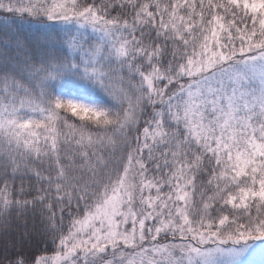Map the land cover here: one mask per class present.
I'll list each match as a JSON object with an SVG mask.
<instances>
[{"label":"snow or ice","instance_id":"snow-or-ice-1","mask_svg":"<svg viewBox=\"0 0 264 264\" xmlns=\"http://www.w3.org/2000/svg\"><path fill=\"white\" fill-rule=\"evenodd\" d=\"M0 264H264V0H0Z\"/></svg>","mask_w":264,"mask_h":264},{"label":"trees","instance_id":"trees-1","mask_svg":"<svg viewBox=\"0 0 264 264\" xmlns=\"http://www.w3.org/2000/svg\"><path fill=\"white\" fill-rule=\"evenodd\" d=\"M21 34H22V36H24V37H25L26 39H28L29 41L35 39L34 35L31 34V33H29L27 30L22 31Z\"/></svg>","mask_w":264,"mask_h":264}]
</instances>
